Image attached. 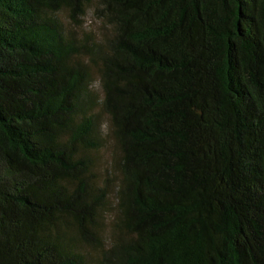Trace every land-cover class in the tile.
Wrapping results in <instances>:
<instances>
[{
    "label": "trees",
    "instance_id": "obj_1",
    "mask_svg": "<svg viewBox=\"0 0 264 264\" xmlns=\"http://www.w3.org/2000/svg\"><path fill=\"white\" fill-rule=\"evenodd\" d=\"M0 264H264V0H0Z\"/></svg>",
    "mask_w": 264,
    "mask_h": 264
},
{
    "label": "rangeland",
    "instance_id": "obj_2",
    "mask_svg": "<svg viewBox=\"0 0 264 264\" xmlns=\"http://www.w3.org/2000/svg\"><path fill=\"white\" fill-rule=\"evenodd\" d=\"M91 10H92V8H91ZM86 24L87 25L88 24H94L95 26L99 25V22H97L95 20V18L93 17L92 11H90L89 14L87 15ZM106 124L107 125L109 124L108 121H106ZM113 148H114V146H112V143H110L108 145V147L103 150L102 160H105V159L110 160V157H111V153L113 151Z\"/></svg>",
    "mask_w": 264,
    "mask_h": 264
}]
</instances>
